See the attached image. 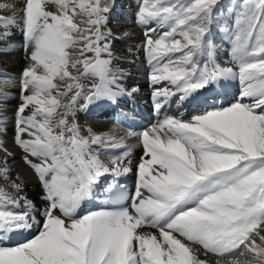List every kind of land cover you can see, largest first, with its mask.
<instances>
[{"label":"snow or ice","instance_id":"obj_1","mask_svg":"<svg viewBox=\"0 0 264 264\" xmlns=\"http://www.w3.org/2000/svg\"><path fill=\"white\" fill-rule=\"evenodd\" d=\"M115 7V0H23L17 9L15 0H0V44L19 31L27 60L13 143L44 193L37 207L14 178L0 117V264H264V0H140L154 109L203 104L139 131L135 171L131 146L85 137L76 122L79 110L138 91L113 67L116 37L107 24ZM214 25L231 40V66L215 59ZM0 77L5 85L16 79ZM232 81L241 87L228 100L222 92ZM10 97L0 93V101ZM94 145L123 150L103 159ZM129 175L131 188L121 180ZM105 176L112 182L104 207L84 212Z\"/></svg>","mask_w":264,"mask_h":264},{"label":"bare ground","instance_id":"obj_2","mask_svg":"<svg viewBox=\"0 0 264 264\" xmlns=\"http://www.w3.org/2000/svg\"><path fill=\"white\" fill-rule=\"evenodd\" d=\"M230 1L222 0L226 6H231ZM105 2L110 1L105 0ZM128 2L129 4L125 8L133 15L132 18L127 21L110 20L107 27L116 37L112 42V50L115 57L113 67L124 71V87L128 89L136 88L138 91L131 97L123 96L115 104L108 101H99L91 104L87 109H81L76 113V122L85 137L91 132L104 138L111 137L113 141L123 140L126 146H131L133 170L135 171L136 163L143 152L141 141L136 134L143 128L155 124L165 114L175 115L180 111H183L185 116L195 114L196 111L202 110L203 98L192 103L188 101H185L184 104L172 103L166 105L160 112L154 109L152 100L153 86L149 80L143 48L145 30L136 21L140 0H128ZM15 3L17 9H19L22 7L23 0H15ZM49 9L56 11L54 5H49ZM231 20L232 17L229 15L225 23H230ZM222 27L223 25L213 26V43L214 38L217 37V30ZM224 42H226V45L214 43L215 59L222 66H231V40L227 34H224ZM0 48L7 49L5 52H0V73H7L16 78L14 83L7 85L0 83V93L11 94V97L6 101H0V117H7L8 129V134L3 139L7 142L8 149L14 153V160L10 159L9 163L13 170L14 178L18 176L23 181L24 195L32 200L37 207H40L44 204L42 199L44 193L41 183L34 171L24 162L23 156L25 153L13 143V118L17 105L21 102L20 75L27 65L22 34L16 31L7 43L0 44ZM0 80H2V77H0ZM230 84L231 86L222 92V96H226L228 100H232L239 93L241 87L238 81H232ZM93 147L101 153V158L103 159H107L109 155L119 154L123 150L111 146L101 148L94 145ZM122 178L133 187L134 175ZM111 182V176L102 177L101 186L98 188L97 194L103 192L104 188ZM89 206L91 205L85 202L83 211L87 212ZM32 231L34 232L35 230Z\"/></svg>","mask_w":264,"mask_h":264},{"label":"rangeland","instance_id":"obj_3","mask_svg":"<svg viewBox=\"0 0 264 264\" xmlns=\"http://www.w3.org/2000/svg\"><path fill=\"white\" fill-rule=\"evenodd\" d=\"M111 2V0H109ZM109 2V3H110ZM231 6L238 2V0H231ZM129 4L128 0H115L116 7L113 8L112 12L109 14L108 21H127L132 18V14L126 9V5ZM131 14V15H130ZM124 27H126L124 25ZM224 34L220 29L217 30L216 38H214L215 44H222L226 45V42H224Z\"/></svg>","mask_w":264,"mask_h":264}]
</instances>
